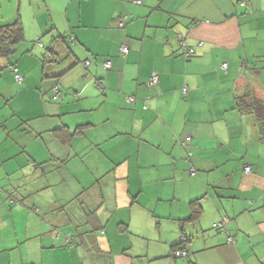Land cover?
I'll list each match as a JSON object with an SVG mask.
<instances>
[{
  "label": "crops",
  "instance_id": "obj_1",
  "mask_svg": "<svg viewBox=\"0 0 264 264\" xmlns=\"http://www.w3.org/2000/svg\"><path fill=\"white\" fill-rule=\"evenodd\" d=\"M16 20L0 264H264V139L234 109L264 101V0H0Z\"/></svg>",
  "mask_w": 264,
  "mask_h": 264
},
{
  "label": "trees",
  "instance_id": "obj_2",
  "mask_svg": "<svg viewBox=\"0 0 264 264\" xmlns=\"http://www.w3.org/2000/svg\"><path fill=\"white\" fill-rule=\"evenodd\" d=\"M22 39H23L22 27L18 20L11 22L9 24L0 25V55L7 56L11 54L14 51V46L16 45V43L20 42ZM183 47H184L183 52L186 54V56L187 55L190 56L193 50L190 47H188V50H185L186 48L185 45L182 46V48ZM221 67L225 68L226 63H225V66L221 65ZM58 99H54V100H58ZM234 109L242 113L254 115V117L256 118L259 130L262 134V138L264 139V101L259 96H257L252 90H248L236 96L235 103H234ZM190 140H191V137L186 135L179 139V143L180 145L183 146L189 143ZM190 154L191 153L189 152L188 155ZM190 204L193 207L192 213H191V218L193 219L197 217L198 209L194 207L195 201L191 202ZM213 228H216V226H213ZM218 228L220 229V227ZM66 240H69V239L67 238ZM177 247L180 248L179 244ZM182 250L185 251V249L183 248L175 249L173 251V254H175L176 252H179L180 253L179 256L185 255L186 251H185V254H182L181 253ZM192 264H195V263H192Z\"/></svg>",
  "mask_w": 264,
  "mask_h": 264
},
{
  "label": "built area",
  "instance_id": "obj_3",
  "mask_svg": "<svg viewBox=\"0 0 264 264\" xmlns=\"http://www.w3.org/2000/svg\"><path fill=\"white\" fill-rule=\"evenodd\" d=\"M120 24H122V23H120ZM36 43H37L40 47L43 46L39 39L36 41ZM120 50H121V52H125V51H126V48H125L124 46H122V47L120 48ZM87 63H88V62L85 61V62L83 63V65L86 66ZM110 66H111V61H110V60H107V61L104 63V67H105V68H110ZM222 66H225V63H223ZM15 70H16V69L13 68V71H14V78H15L17 81H20V80H21V77H20V75H19L18 73H16ZM155 79H156V76H155V75L152 76V77H150V81H151V82H154ZM182 92H183V94H185V93L187 92V90H186L185 87L182 89ZM53 93H54V94H53L52 98H53V99H58L59 96H60V92H59L57 86H55V87L53 88ZM127 99H128L129 101L133 100L132 97H127ZM187 139H188V138H187ZM244 172H245V173H249V172H250V166H249V165H247V166L244 167ZM220 224H221V223L213 224V226H218V225H220ZM228 240L231 241L232 239H231V238H228ZM181 253H182V254H185V251L182 250ZM179 254H180L179 252H176L174 255H175V256H179Z\"/></svg>",
  "mask_w": 264,
  "mask_h": 264
}]
</instances>
